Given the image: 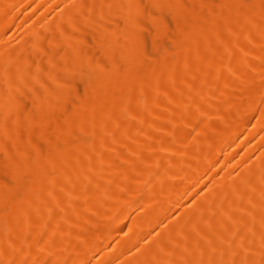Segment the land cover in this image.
I'll list each match as a JSON object with an SVG mask.
<instances>
[{
    "label": "bare ground",
    "instance_id": "1",
    "mask_svg": "<svg viewBox=\"0 0 264 264\" xmlns=\"http://www.w3.org/2000/svg\"><path fill=\"white\" fill-rule=\"evenodd\" d=\"M0 264H264V0H0Z\"/></svg>",
    "mask_w": 264,
    "mask_h": 264
},
{
    "label": "rangeland",
    "instance_id": "2",
    "mask_svg": "<svg viewBox=\"0 0 264 264\" xmlns=\"http://www.w3.org/2000/svg\"><path fill=\"white\" fill-rule=\"evenodd\" d=\"M168 45H170V42L168 43ZM168 45H167V46H168Z\"/></svg>",
    "mask_w": 264,
    "mask_h": 264
}]
</instances>
